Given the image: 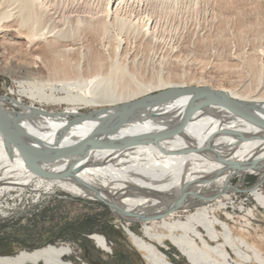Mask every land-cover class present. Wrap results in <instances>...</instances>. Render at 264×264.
Segmentation results:
<instances>
[{
	"label": "bare ground",
	"instance_id": "6f19581e",
	"mask_svg": "<svg viewBox=\"0 0 264 264\" xmlns=\"http://www.w3.org/2000/svg\"><path fill=\"white\" fill-rule=\"evenodd\" d=\"M174 1L0 0V31L45 44L34 58L59 73L50 91L67 92L36 98L73 106L52 112L0 95V216L10 195L41 197L56 188L105 202L147 264H173L162 249L168 243L189 264H264L217 214L234 219L226 212L238 190L232 182L250 171L259 172L258 181L244 190L264 209L263 83L240 91L153 84L131 70L141 64L137 42L172 45L164 31L172 23L161 22L160 12L167 14ZM182 3L187 10L179 7L178 25L191 13L208 22L221 15L210 0ZM81 105L94 109L82 113ZM134 222L142 225L140 235L130 229ZM92 238L109 249L103 236ZM71 253L46 245L0 256V264H76L64 259Z\"/></svg>",
	"mask_w": 264,
	"mask_h": 264
},
{
	"label": "rangeland",
	"instance_id": "374dc122",
	"mask_svg": "<svg viewBox=\"0 0 264 264\" xmlns=\"http://www.w3.org/2000/svg\"><path fill=\"white\" fill-rule=\"evenodd\" d=\"M174 3L168 15L164 10L160 12L161 22L168 18L172 23L164 29L166 33L169 31L166 38H170L172 45L139 41L133 47L141 64L131 70L138 73L135 75L139 80L153 84L159 79L169 83L205 84L236 91L252 90L259 82L264 85V57L260 55L264 50V0H226L219 4L210 0L214 8L221 9V15L214 22L200 20L190 12L181 25L175 21L176 17L187 9L182 0ZM23 41L13 30L0 31V95L52 112L73 107L69 103H45L36 98L39 94L63 97L67 92L50 91V84L59 80V73H55L52 63L46 59L34 58L35 54L41 55L45 44L31 46ZM26 68L29 72H21ZM68 78L74 79L72 75ZM6 106L2 107L6 109ZM77 107L82 113L94 109ZM258 175L259 172L250 171L245 179L233 180L238 190L233 193L231 207H226V212L234 219H228L223 210L217 214L227 221L233 235L247 241L264 256V209L244 190L258 181ZM260 189L264 194V178ZM4 205L5 215L0 216V256H13L46 245H62L72 252L64 259L76 264H147L131 244L124 221L98 198L73 196L55 188L41 197L30 196L28 192L20 196L12 194ZM141 227L140 222L130 225L139 235ZM93 235L103 236L109 249L97 246ZM162 249L171 263L189 264L172 244ZM251 264L258 262L252 259Z\"/></svg>",
	"mask_w": 264,
	"mask_h": 264
}]
</instances>
